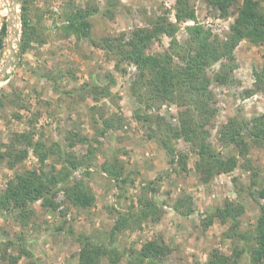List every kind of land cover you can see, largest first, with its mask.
<instances>
[{
	"label": "rangeland",
	"instance_id": "rangeland-1",
	"mask_svg": "<svg viewBox=\"0 0 264 264\" xmlns=\"http://www.w3.org/2000/svg\"><path fill=\"white\" fill-rule=\"evenodd\" d=\"M87 1L27 0L25 4L32 21L41 28L46 27L42 36L47 41L43 45L34 43L20 58L24 1L18 0L20 40L14 41L17 43L15 66L10 68L7 79L0 82V95L2 91L8 94L5 105L0 107V142L8 143L15 133L24 130H34L36 138L42 137L49 142L61 140L67 144L69 141L66 137L72 132L87 136L88 142L77 143L74 150L78 154L85 153L90 143L99 147L97 161L89 168L88 178L96 197L95 205L87 210L75 207L61 190L56 197L59 203L57 211L35 203V216L26 227H22L14 213L1 215L0 234L5 241L21 238V242L24 241V245L33 253V258L22 257L19 264H26L34 258L43 264H78L80 235L111 243L126 252L118 264L127 263L130 248L137 250L144 242L154 238L165 240L172 248V253L163 259L165 264H206L214 249L233 255V248L244 245L245 241L231 230V222H221L216 218L205 227V220L213 207L223 204L225 200L236 201L239 198L245 205V213L240 216V232L252 242L264 199L260 198L256 203L249 194L254 176L252 169L244 164H251L255 170L261 171L264 168V145L252 146L249 159L240 160V168L221 173L206 185L196 172L192 145L179 140L176 149L187 152L189 171H173L163 147L148 136L150 125L146 118L148 114H159L178 124L180 108L176 104L164 102L154 103L150 109H146L131 92L137 75L134 64L123 63L118 66L112 52L98 47L89 39L77 40L74 35L65 36L62 33L65 15L77 7L85 6ZM115 1L118 3L114 19L103 13L91 17V35L98 42L107 35L129 34L135 27L147 25L149 17L163 12H168L169 19L177 22L175 0ZM94 3L101 10L109 5L108 0H94ZM191 7L197 21L213 34L224 37L232 17H218L205 0H191ZM7 18L4 19L5 24ZM193 23L191 20L180 24L177 32L180 40L187 36L185 26ZM169 42L170 38L165 36L153 44L151 51H163ZM234 51L238 67L233 71V81L230 84L213 81L211 86L217 115L213 120L214 125L208 126L211 131L209 141L223 155L230 152L239 154V151L232 146L224 147L219 140L218 133L222 125L236 115L250 119L264 112V89L252 96H243L245 90L254 88L255 72L262 70L264 46L254 45L244 39ZM0 57L1 68L7 59L4 49L0 50ZM218 68L219 63H216L208 71L213 74ZM44 74H51V78ZM108 75L115 78L109 96L98 95L94 98L88 90H82V86L94 82L109 85ZM18 98L22 99L21 102L14 104L12 99ZM112 116L123 119L120 121L115 117L113 128L101 134L103 119ZM116 157L123 164V177H128V181L120 182V185L100 170V164L105 159L112 161ZM53 161V158L49 159L46 167L49 168ZM38 165L37 158L31 153L19 169ZM85 170L81 166L73 171V175L79 178ZM14 176V170L1 164L0 190ZM150 186L159 190L154 199L161 205L162 217L156 222L144 221L139 227L117 233L112 240L111 231L117 219L138 210L139 198ZM181 194H190L194 203V212L187 217L178 215L172 208L175 199ZM108 258L105 257L102 264H109ZM239 262L247 264V254H242Z\"/></svg>",
	"mask_w": 264,
	"mask_h": 264
},
{
	"label": "trees",
	"instance_id": "trees-1",
	"mask_svg": "<svg viewBox=\"0 0 264 264\" xmlns=\"http://www.w3.org/2000/svg\"><path fill=\"white\" fill-rule=\"evenodd\" d=\"M23 1L20 58L34 43L43 45L47 41L42 36L46 27L41 28L37 22L32 21L25 4L27 0ZM108 2L109 5L103 10L94 0H88L85 6L69 11L65 15L66 22L61 26L62 33L65 36L74 35L77 40L89 39L98 47L112 52L118 66L123 63L134 64L137 75L131 92L146 109H150L154 103L164 102L176 104L180 108L178 124L159 114H148L146 118L150 125L148 136L163 147L173 171H189L187 152L176 149L179 140L192 145L196 157V172L200 181L206 185L217 175L240 168V160L248 158L252 146L264 145V112L250 119L236 115L222 125L218 133L219 140L224 147L232 146L239 151V154L230 152L223 155L209 141L211 131L208 126L214 125L213 120L217 115V108L214 106L215 94L211 86L213 81L220 84H230L233 81V71L238 67L234 50L242 40L247 39L254 45L264 46V0H205L218 17H232L224 37L213 34L197 21L191 0H175L177 22L169 19L168 12H163L149 17L147 25L137 26L129 34L124 32L107 35L98 42L91 35V17L103 13L114 19L118 2ZM191 20L194 23L185 26L187 36L180 40L177 37L180 24ZM6 30L7 26L4 24L0 35L1 51L4 49ZM165 36L170 38L168 47L163 51L152 52L153 44L160 42ZM216 63H219V68L210 74L209 68ZM44 76L51 78V74ZM108 77L109 85L94 82L82 86V90H88L94 98L98 95L109 96L110 86L115 82V78L113 75ZM255 79L254 88L245 90L244 97L264 89V65L262 70L255 72ZM7 96L6 92H1L0 107L5 105ZM21 100L12 99V102L16 104ZM115 117L120 121L123 119L119 116L104 118L101 134L113 128L112 121ZM36 135L34 130H24L15 133L10 142H0V165L6 164L15 172V176L0 190V216L14 213L22 227L28 226L33 220V205L37 202L42 208L57 211L59 203L56 197L61 190L75 207L87 210L96 202L88 178L89 168L97 161L99 147L90 143L85 153L78 154L74 150L75 145L88 142L87 136L79 132H72L66 137L68 144L61 140L49 142L42 137L36 138ZM31 153L37 158L39 165L35 168L19 169ZM51 158L54 159L53 164L47 168L46 162ZM81 166L86 170L81 177L76 178L73 171ZM244 166L253 171L252 188L248 191L258 203L260 198L264 199V168L259 171L251 164ZM100 170L118 185L128 181V177H123V164L117 157L112 161L105 159L100 164ZM150 187L144 194L142 192L138 210L123 214L117 219L111 231L112 240L117 233L131 227H139L144 221L156 222L162 217L161 205L154 199L159 190ZM193 204L190 194H181L175 199L172 208L178 215L187 217L194 212ZM211 210L213 211L205 220V227L211 225L216 218L221 222L230 221L231 230H234L236 236L244 240L245 244L235 246L233 255L214 249L206 264H240L239 258L242 254L249 257L247 264H264V205L260 206L261 212L257 217L252 242L240 232V216L245 213V205L239 198L236 201L225 200L223 204ZM78 241L81 246L78 264H102L105 257H109V264H118L120 257L126 254L118 246L102 240L96 241L90 236L80 235ZM0 251V264H19L22 257H34L24 245V241L21 242V238H9L5 241L1 234ZM128 252L126 264H165L163 259L172 253V248L165 240L154 238L144 242L139 249L130 248ZM26 264L43 263L34 258Z\"/></svg>",
	"mask_w": 264,
	"mask_h": 264
},
{
	"label": "water",
	"instance_id": "water-1",
	"mask_svg": "<svg viewBox=\"0 0 264 264\" xmlns=\"http://www.w3.org/2000/svg\"><path fill=\"white\" fill-rule=\"evenodd\" d=\"M14 3V6L12 5V9L11 12L15 15H17V21L19 20L18 17V9H17V5H18V0H12ZM2 9L1 3H0V10ZM0 20H3V17L0 15ZM3 22V21H1ZM0 22V24H1ZM7 31H6V36H8L10 29L9 27L11 26V19L8 17L7 18ZM0 29H1V25H0ZM1 35V32H0ZM16 36L18 37L17 42L20 40V28L19 26L16 29ZM17 44V43H16ZM10 49V52L7 53V59L4 61L3 66L0 68V82L3 80L7 79V75L9 74L10 68H12L13 66H15V56H16V46L13 47L10 43L9 40L6 39V37L4 38V50L5 52Z\"/></svg>",
	"mask_w": 264,
	"mask_h": 264
},
{
	"label": "bare ground",
	"instance_id": "bare-ground-1",
	"mask_svg": "<svg viewBox=\"0 0 264 264\" xmlns=\"http://www.w3.org/2000/svg\"><path fill=\"white\" fill-rule=\"evenodd\" d=\"M2 9L0 10V15L3 17V20L5 19L6 16H8L11 19V26L9 27L10 32L7 36V40H9V43L15 47L16 42L18 40V37L16 36V29L18 27V21H17V15L13 14L11 12L12 5L14 6V3L12 0H0ZM3 20H0L3 21ZM16 41V42H14ZM10 52V49L6 51V54Z\"/></svg>",
	"mask_w": 264,
	"mask_h": 264
},
{
	"label": "built area",
	"instance_id": "built-area-1",
	"mask_svg": "<svg viewBox=\"0 0 264 264\" xmlns=\"http://www.w3.org/2000/svg\"><path fill=\"white\" fill-rule=\"evenodd\" d=\"M12 7V6H11ZM5 23H4V20H3V22H1V29H0V32H1V30H2V28H3V25H4ZM7 26V25H6ZM19 26V25H18ZM7 31V30H6ZM6 37V39H7V36H6V34H5V36H4V38ZM76 173H78V172H76Z\"/></svg>",
	"mask_w": 264,
	"mask_h": 264
}]
</instances>
